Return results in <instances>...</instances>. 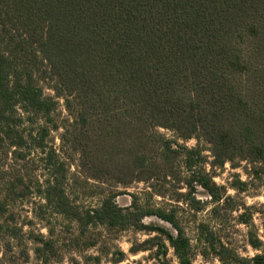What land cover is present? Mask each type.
Listing matches in <instances>:
<instances>
[{
	"label": "trees",
	"instance_id": "trees-1",
	"mask_svg": "<svg viewBox=\"0 0 264 264\" xmlns=\"http://www.w3.org/2000/svg\"><path fill=\"white\" fill-rule=\"evenodd\" d=\"M40 81L56 95L42 96ZM61 96L74 116L80 164L94 177L104 174L96 175L100 165L131 176L150 168L145 137L156 127L204 140L216 163L264 160V0H0V139L21 146L18 107L49 117ZM179 147L160 138L155 159L165 162ZM200 183L219 199L210 177ZM43 192L80 225L144 227L156 215L175 233L154 229L191 264L190 238L173 211L136 198L121 207L113 197L80 209L66 203L56 178ZM6 209L0 197V213ZM251 243L264 252L259 239Z\"/></svg>",
	"mask_w": 264,
	"mask_h": 264
},
{
	"label": "rangeland",
	"instance_id": "rangeland-1",
	"mask_svg": "<svg viewBox=\"0 0 264 264\" xmlns=\"http://www.w3.org/2000/svg\"><path fill=\"white\" fill-rule=\"evenodd\" d=\"M57 98L49 117L33 115L18 107L19 113H23L22 119L16 122L24 139L21 146H11L7 139H0V197L7 205V211L0 213V264H36L40 258L44 264L53 261L60 264L64 256L68 257V264H101L102 260L104 264H121L126 259L130 264L142 261L147 264L149 260L155 264H171V257L165 259L168 248L172 247L167 234L154 229L160 226L175 233L169 222L149 215L144 217L150 220L144 227L80 225L75 218L61 212L62 206L58 208L45 198V183L54 178L59 181L66 203L80 209L94 208L107 197L116 200L120 196L121 205L130 206L136 198L145 207L173 211L190 241H195L191 243L192 260L197 251L206 253L210 245L213 251L219 250L222 258H228L225 264H239L236 259L241 257L236 250L246 252L245 246L252 239L264 236V169L248 173L247 165L242 166L241 162L233 165L228 162L230 167L225 168L224 163L209 159L211 145L196 138L195 146L185 147L189 139H183L176 153L169 152L168 160L160 161L155 159L160 153V138L165 139L168 131H172L173 138L168 139L172 143L182 138L167 128H164L165 134H159L156 127L145 137L150 168L137 170L131 176L129 171L116 173L113 166L100 165L96 175L104 174L94 177L80 164L78 147L74 144L77 132L74 116L68 111L73 117L71 123L61 118ZM43 126L45 131L41 130ZM30 134L41 138L42 144L30 141ZM51 149L55 153L51 155L53 165L48 161ZM237 168L250 178L241 182ZM205 177H210L216 185L219 199H213L201 185L200 180ZM45 227L46 237L40 233V228ZM138 232L151 238L138 243ZM122 236L127 237L125 243L132 245L127 253L116 243ZM259 240L260 246H264V240ZM30 249L36 260L30 261ZM256 250L254 247L253 251ZM141 251L149 255L131 259Z\"/></svg>",
	"mask_w": 264,
	"mask_h": 264
},
{
	"label": "clouds",
	"instance_id": "clouds-1",
	"mask_svg": "<svg viewBox=\"0 0 264 264\" xmlns=\"http://www.w3.org/2000/svg\"><path fill=\"white\" fill-rule=\"evenodd\" d=\"M37 55L39 56V52H37ZM44 64H47V61L44 60L43 61ZM40 86H41V95L42 96H55L56 95V91H55V87H53L51 84L46 83L44 81H40ZM59 101V104L61 105V108L59 109L60 111V116L61 118H67V120L71 123L73 121V117L69 114L67 107L65 105V98L63 96L58 97L57 98ZM67 99H71L70 96H67ZM19 110V109H18ZM21 114H23L21 112ZM158 133L159 134H165L166 130L163 127H157ZM60 131L62 132L63 129L61 128ZM172 131H168L167 134L165 135V139H172ZM57 144L59 143V139H57ZM183 139H179L177 140V143H183ZM171 148L173 150H175L176 145L175 144H171L170 145ZM195 146V138L194 137H190L188 140V143L185 144V147L190 148ZM209 156V159H214V156L209 152L207 153ZM242 166L243 165H247V172L248 173H255L257 170L259 169H264V160L261 159H255L251 162L247 161V160H243L242 162ZM224 167L225 168H229L230 164L228 162L224 163ZM237 172L240 173L239 175V179L241 182H244L246 180H248L250 177L249 175L245 174L244 171H241L240 168L236 169ZM119 190V189H117ZM185 189H181V191H184ZM120 196L116 197L115 203H117L118 205L124 207L127 206V204L121 205L120 203ZM40 203H44V200H41ZM150 220L148 217L144 218L141 220V223L144 225L149 224ZM37 227H39V225H37ZM25 230H27V226H25ZM47 228H40V233L43 234L45 237L47 236ZM155 233H153L154 235ZM151 237L148 234H145L144 232H138L137 233V242L138 243H144L145 241L149 240ZM127 239V237L122 236L121 239L119 241H117L116 243L119 245V248L122 252L127 253L128 249L132 247V245L130 243H125V240ZM259 239L264 240V236L259 237ZM29 244H31V241L28 242ZM190 243L195 244V241H190ZM201 243H203V241H201ZM225 247H227V245H225ZM247 251L245 252L242 249H237L236 252L239 255V257L243 258V257H247L249 260L253 261V264L255 262V257L264 255V252H262L260 249L257 248V250L254 252L253 248L255 247L252 243H248L246 246ZM13 251H15V249H13ZM176 252V250L172 247L168 248L167 251V255L165 257V259L171 257V264H182V261L178 258L177 255H175L174 253ZM219 250H215L213 251L212 246L208 245V248L206 250V253L204 250H200L197 251L195 253V257L194 259L191 261V264H225V262L227 261V259L222 258L221 255H219ZM95 255V253H93ZM0 255H2V253H0ZM73 255H75V253H73ZM111 255V254H110ZM149 253L147 251H141L139 252L136 256L131 257V259H140L141 256H148ZM29 257H30V261L31 260H36L35 254L31 251V249L29 250ZM77 260H79V257H76ZM36 264H44L43 258H40L39 260L36 261ZM52 264H56L55 261L52 262ZM60 264H68V257L64 256L63 259L60 261ZM101 264H104V261H101ZM121 264H130V260L126 259V260H122ZM141 264H144V262L142 261ZM147 264H155L154 260H149L147 262Z\"/></svg>",
	"mask_w": 264,
	"mask_h": 264
}]
</instances>
